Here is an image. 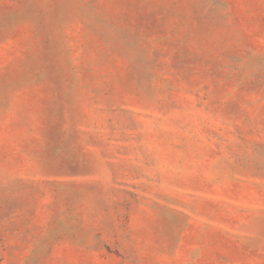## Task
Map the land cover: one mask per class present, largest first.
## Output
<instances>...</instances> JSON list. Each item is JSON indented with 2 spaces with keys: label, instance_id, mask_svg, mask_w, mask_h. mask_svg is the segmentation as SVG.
<instances>
[{
  "label": "rangeland",
  "instance_id": "rangeland-1",
  "mask_svg": "<svg viewBox=\"0 0 264 264\" xmlns=\"http://www.w3.org/2000/svg\"><path fill=\"white\" fill-rule=\"evenodd\" d=\"M0 264H264V0H0Z\"/></svg>",
  "mask_w": 264,
  "mask_h": 264
}]
</instances>
